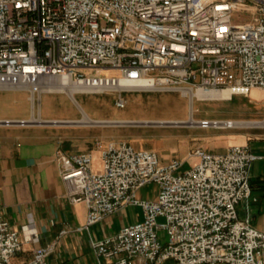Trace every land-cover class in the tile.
<instances>
[{
  "label": "built area",
  "instance_id": "2783aa9c",
  "mask_svg": "<svg viewBox=\"0 0 264 264\" xmlns=\"http://www.w3.org/2000/svg\"><path fill=\"white\" fill-rule=\"evenodd\" d=\"M234 12L247 19L233 21ZM42 76H68L86 93L113 92L120 108L123 90L249 96L264 90V0H0V88ZM11 123L26 122L0 120ZM189 157L196 161L181 170L180 159L161 162L122 140L100 148L94 169L91 152H56L66 196L87 208L79 229L127 204L142 210L141 220L92 240L98 264H264V231L237 210L255 200L250 167L262 156L232 144L223 153L196 147ZM152 183L155 198L137 197ZM22 243L0 216V264H12ZM55 243L20 264H48Z\"/></svg>",
  "mask_w": 264,
  "mask_h": 264
},
{
  "label": "crops",
  "instance_id": "0c3cea01",
  "mask_svg": "<svg viewBox=\"0 0 264 264\" xmlns=\"http://www.w3.org/2000/svg\"><path fill=\"white\" fill-rule=\"evenodd\" d=\"M105 73L108 74V72ZM11 91L20 92L15 96L0 95V107L8 108L7 111L0 110V120L26 122L0 124V216L7 219L10 225L18 230L23 240L22 249L13 257L12 264H20L31 256L34 248L52 241L56 243L52 252L46 257L48 264H98L100 259L92 247V240L113 236L122 226L141 220L142 210L139 206L127 204L92 224L88 229H79L85 222L87 208L84 202L73 203L66 196V186L60 178L56 152L58 150L64 153L91 152L94 157L93 167L99 169L100 148L108 143L122 141L114 139L112 133L102 127L138 124H101L100 122L133 121L119 119L120 115L114 113L107 102L102 112L84 107L74 98L75 93L87 94L83 91H74L73 98L65 92L68 99L76 102L80 111V115L76 112L69 116H54L49 109L44 114L40 94L38 98L40 103L35 107V96L30 90ZM138 91L147 90H123L121 96L123 92ZM260 93H262L261 90H258L256 96L248 97L250 102L260 103L258 109L264 110V98L259 99ZM112 96L115 101L116 94L113 93ZM193 99L190 100L191 104ZM112 106L118 109L125 107H117L115 103ZM107 113L111 115L106 116ZM84 114L97 122L81 123ZM190 115L192 116L191 112ZM34 116H39L41 119L35 121L32 119ZM114 116L118 119H113ZM255 121L262 122L264 118ZM207 136L205 138L208 139L199 140L188 152L186 147H183L184 153L180 159L182 164L188 167L196 161V158L189 157V153L196 147L212 153H223L232 144H246L252 151L262 156L250 167L249 179L252 197L255 200L250 198L240 202L237 210L240 217L248 216L256 229L264 231V123L254 125V130H244L238 138L226 136V133H213ZM175 151L170 150L158 155L161 162L176 158L173 155ZM153 185L152 183L139 188L136 191L137 197L155 198L157 189H154ZM160 235L164 237L163 232H160ZM164 264H172V262L167 261Z\"/></svg>",
  "mask_w": 264,
  "mask_h": 264
},
{
  "label": "rangeland",
  "instance_id": "374dc122",
  "mask_svg": "<svg viewBox=\"0 0 264 264\" xmlns=\"http://www.w3.org/2000/svg\"><path fill=\"white\" fill-rule=\"evenodd\" d=\"M247 19V14L242 12L233 13V21L242 22ZM115 73V72H108ZM27 89L28 88H15ZM15 89L0 88V95L15 96L20 91H11ZM259 99L264 98V90H261ZM29 94V91H28ZM38 92H34L35 107L40 103ZM41 97V106L43 113L49 109L54 116H69L80 112L76 102L84 107H90L98 112H102L106 102L114 113L120 115L119 119L126 121L140 122L138 125H118L111 127H102L112 133L116 140H126L136 147H144L155 151L158 155L164 154L170 150H176L173 155L181 159L183 147L188 152L199 140L208 138V134H224L230 137L238 138L244 130H254V125H233L224 127H200L190 123H172V121L185 120L191 112L195 121L201 119L210 120H234V121H255L264 118V110L258 109L259 104L249 101L248 96H234L232 100H199L193 99L192 104L187 95H182L178 91H138L123 92L125 107L115 108L113 93H75V101L68 99L65 92L39 93ZM133 94V95H132ZM258 91L250 93L256 96ZM249 95V96H250ZM264 100V99H263ZM7 107H0V110ZM37 109V108H36ZM80 115V113H79ZM111 114L107 113L106 116ZM116 115V114H115ZM226 116V117H224ZM115 117V118H114ZM113 119H118L114 116ZM110 119V118H108ZM147 122V123H143ZM163 122V123H160ZM167 122V124H166ZM186 123V124H185ZM187 168L183 164L181 170ZM157 189V185H153Z\"/></svg>",
  "mask_w": 264,
  "mask_h": 264
},
{
  "label": "bare ground",
  "instance_id": "6f19581e",
  "mask_svg": "<svg viewBox=\"0 0 264 264\" xmlns=\"http://www.w3.org/2000/svg\"><path fill=\"white\" fill-rule=\"evenodd\" d=\"M23 87L28 88L32 93L37 91L38 98H39L40 92H48V91L49 92H66L67 94H69L70 97L73 98L74 91L83 90V87L80 84L72 82L68 76H59V77L42 76L35 83L30 84V85H24ZM253 91H258V89H253L251 92ZM194 95H196L199 99H204V100L205 99L211 100V99H216L219 97L227 98L229 96V90L212 91V92H202L198 90L196 92H189L190 98ZM32 119L35 121H39L41 118L39 116L38 117L34 116L32 117ZM95 122L97 121L92 120L86 114L83 115V118L81 120V123H95ZM184 122L190 123L192 125L194 124L200 125V122L195 121L191 115L185 120L172 121V123L174 124L175 123L181 124ZM160 123H163V122H160ZM263 123L264 121L260 122V121L225 120V121H217L215 125L218 127H224V126H233V125H246V126L247 125H260Z\"/></svg>",
  "mask_w": 264,
  "mask_h": 264
},
{
  "label": "water",
  "instance_id": "95a60500",
  "mask_svg": "<svg viewBox=\"0 0 264 264\" xmlns=\"http://www.w3.org/2000/svg\"><path fill=\"white\" fill-rule=\"evenodd\" d=\"M52 123H56V122H52ZM61 123H68V122H61ZM101 124H106V123H112V124H122V123H128V124H139L140 122H100ZM143 123H147V122H143Z\"/></svg>",
  "mask_w": 264,
  "mask_h": 264
}]
</instances>
